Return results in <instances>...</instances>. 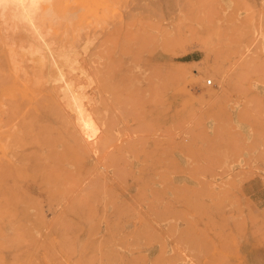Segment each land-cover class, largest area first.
<instances>
[{"label":"rangeland","instance_id":"1","mask_svg":"<svg viewBox=\"0 0 264 264\" xmlns=\"http://www.w3.org/2000/svg\"><path fill=\"white\" fill-rule=\"evenodd\" d=\"M37 11L0 17V264H264V0Z\"/></svg>","mask_w":264,"mask_h":264},{"label":"bare ground","instance_id":"2","mask_svg":"<svg viewBox=\"0 0 264 264\" xmlns=\"http://www.w3.org/2000/svg\"><path fill=\"white\" fill-rule=\"evenodd\" d=\"M41 0H0V17L3 19V22L4 23H7V21H11L13 24H14V22L15 23H20V25H22L21 23H23V25H29V27H30V29L32 30V31H36V32H38V35L40 34V32H41V28L43 27V26H45L46 24H48V25H53V24H55V23H58V21L59 20H65V22L67 23H69V21H70V17L69 16H66L65 14H63V16H50V15H46V14H39V13H37L38 11H37V8H38V4H39V2H40ZM45 13V12H44ZM72 14V13H71ZM232 17V16H231ZM75 18V17H74ZM76 19V18H75ZM102 20V19H101ZM76 21V20H75ZM103 21V20H102ZM121 22V21H120ZM60 23V22H59ZM1 24V23H0ZM3 24V23H2ZM15 25V24H14ZM63 25V24H62ZM15 27V26H14ZM62 27V26H61ZM9 28V27H8ZM3 29V28H2ZM15 29V28H14ZM45 30V29H44ZM47 30H49V29H47ZM47 32V31H46ZM109 32V31H108ZM64 33V32H63ZM73 33V32H72ZM18 34V33H17ZM109 34H111V33H109ZM119 34V33H118ZM27 35H28V33H27ZM62 35V34H61ZM105 35V34H104ZM63 36V35H62ZM67 36V35H66ZM111 37L113 36V35H110ZM109 36V37H110ZM40 38V37H39ZM43 39V38H42ZM53 39V38H52ZM8 40V39H7ZM6 40V41H7ZM41 40V39H40ZM50 40V39H49ZM22 41V40H21ZM37 41V40H36ZM44 41H46V40H44ZM91 41V40H90ZM9 42H11L12 43V41H9ZM43 42V41H42ZM56 42V41H55ZM110 42V41H109ZM24 43V42H23ZM40 44V43H39ZM44 44V43H43ZM45 44H46V42H45ZM57 44V43H56ZM55 44V45H56ZM86 44V43H85ZM111 44V43H110ZM33 45H35V44H33ZM32 45V46H33ZM54 45V46H55ZM92 45V44H91ZM7 46V45H6ZM45 46V45H44ZM44 46H43V48H44ZM49 46V45H48ZM84 46V45H83ZM82 46V47H83ZM87 47H88V45H86ZM85 46V47H86ZM90 46V45H89ZM100 46V45H99ZM46 47V46H45ZM51 47V46H50ZM56 47V46H55ZM8 48V47H7ZM13 48V47H12ZM57 48V47H56ZM91 48V47H90ZM95 48H97L96 46H95ZM34 49H36V48H34ZM87 49V48H86ZM20 50V49H19ZM45 50V49H44ZM57 50V49H56ZM60 50V49H59ZM28 51V50H27ZM61 51V50H60ZM67 51V50H66ZM70 51H73V50H70ZM88 51V50H87ZM8 52V51H7ZM49 52V51H48ZM85 52V51H84ZM28 53V52H27ZM32 53V52H31ZM46 53V52H45ZM69 53V52H68ZM91 53V52H90ZM6 54V53H5ZM59 54V53H58ZM71 54V53H70ZM35 55H37V54H35ZM64 55H65V53H64ZM74 55V54H73ZM87 55V54H86ZM103 55V54H102ZM37 56H39V55H37ZM95 55H94V53H92L91 55H89L88 56V58L87 59H89V60H91L92 59V57H94ZM12 57V56H11ZM14 57V56H13ZM13 57H12V60H13V62H15L14 61V59H13ZM34 60H35V58H33ZM43 59L44 58H39V60H38V62L41 64V66H45V61H43ZM86 59V60H87ZM5 60V59H4ZM48 60V59H47ZM69 60V58H68V56H66L65 55V61H63V62H65V64L67 63V61ZM29 61V60H28ZM31 61V60H30ZM36 61V60H35ZM94 61V60H93ZM56 62H58V61H56ZM27 63V62H26ZM25 63V64H26ZM49 64H47V66H49L51 69H52V71H54L53 69V67H55V65H56V63L52 60V61H50V62H48ZM216 63V62H215ZM16 64H17V62H16ZM22 64V63H21ZM35 64H36V62H35ZM58 64V63H57ZM37 65V64H36ZM70 65V64H69ZM68 65V66H69ZM61 65H59L58 67H60ZM67 66V65H66ZM67 66V67H68ZM213 66V65H212ZM21 67V66H20ZM216 67H218V66H216ZM47 68V67H46ZM62 68H64V67H62ZM222 68V67H221ZM223 68H225V67H223ZM264 68V67H263ZM59 69V68H58ZM214 69H216V68H214ZM255 69V68H254ZM6 70V69H5ZM21 70H22V68H21ZM63 71H64V69H62ZM62 70H60L59 69V72L57 73V76H56V78L58 79V78H63V72H62ZM66 70H68V69H66ZM219 70V69H218ZM225 70H226V68H225ZM57 71V70H56ZM69 71H71V70H69ZM68 71V72H69ZM217 71V70H216ZM216 71H215V73H216ZM251 72H252V69L250 70ZM254 71V70H253ZM261 71V70H260ZM67 72V73H68ZM78 72V71H77ZM221 72V71H220ZM224 72V71H223ZM241 72V71H240ZM71 73V72H70ZM69 73V74H70ZM219 73V72H218ZM222 73V72H221ZM228 73V72H227ZM239 73V72H238ZM241 73H243V71L241 72ZM223 74V73H222ZM240 74V73H239ZM45 75V74H44ZM221 75V74H220ZM228 75V74H227ZM23 76V75H22ZM48 76V75H47ZM66 76H68V74L66 75ZM77 76H78V74H77ZM235 76V75H234ZM35 77H36V74H35ZM34 77V78H35ZM69 77V76H68ZM218 77V76H217ZM38 78V77H37ZM40 78V77H39ZM44 78V77H43ZM70 79H68L67 77H66V79H64V84L63 85H61V88H62V91H63V93L61 92V94L63 95V98H66L67 100H68V105H69V108L71 107V108H73L75 111L74 112H76L77 114H82L83 112H85V110H87V109H89V116L91 117V119H93V109H92V107H87V106H85V105H83L82 104V99H81V97H82V94L80 95V93L76 90V88H75V86L72 84V80L71 79H75L76 77H69ZM78 78V77H77ZM76 78V79H77ZM80 78V77H79ZM226 78V77H225ZM230 78V77H229ZM229 78H228V80H229ZM235 78H237V76H235ZM48 79V78H47ZM57 79H55L54 78V80L53 81H55V80H57ZM60 79H58L57 81L59 82V84H60ZM221 79V78H220ZM241 79V78H240ZM38 80V79H37ZM52 80V79H51ZM80 80V79H79ZM217 80V79H216ZM53 81H51L52 83H54ZM62 81V80H61ZM77 81V80H76ZM82 81V80H81ZM233 81V80H232ZM48 82H49V79H48ZM50 82V83H51ZM57 82V83H58ZM255 82V81H254ZM261 82V81H260ZM55 83H56V81H55ZM61 83H63V82H61ZM226 83V82H225ZM230 83V82H229ZM232 83V82H231ZM47 84V83H46ZM58 84V85H59ZM228 84V83H227ZM234 84H235V82H234ZM77 85V84H76ZM232 85V84H231ZM236 85V84H235ZM234 85V87H236ZM49 86V85H48ZM78 86V85H77ZM60 88V87H59ZM58 88V89H59ZM57 89V90H58ZM81 89H82V87H81ZM238 89H239V87H238ZM56 90V91H57ZM222 90V89H221ZM49 91V90H48ZM54 92V93H56L57 94V92ZM215 91V90H214ZM83 92V91H82ZM84 92H85V90H84ZM216 92V91H215ZM226 92V91H225ZM51 93V92H50ZM209 94V93H208ZM211 94L213 95V93L211 92ZM218 94H219V92H218ZM224 94V93H223ZM59 96H60V94H58ZM57 95V96H58ZM215 95V94H214ZM55 97V96H54ZM85 97V96H84ZM214 97V96H213ZM217 97V96H216ZM216 97H215V99H216ZM219 97V96H218ZM243 98V97H242ZM56 99V98H55ZM214 99V98H213ZM84 100V99H83ZM235 100V99H234ZM59 101H60V99H59ZM230 101H231V99H230ZM238 101V100H237ZM241 103L243 102L242 100L240 101ZM60 103H62V102H60ZM64 103V102H63ZM66 103V104H67ZM58 104V103H57ZM243 104V103H242ZM231 105H232V103H231ZM244 106H245V104H243ZM90 106V105H89ZM50 107V106H49ZM66 107V106H65ZM231 107H233V106H231ZM234 108V107H233ZM248 108V107H247ZM232 109V108H231ZM244 109H246V107L244 108ZM66 110H67V107H66ZM71 111H72V109H70ZM250 111H252L251 109H250ZM56 114V113H55ZM249 115H250V113H248ZM48 115V114H47ZM52 115V114H51ZM54 115V114H53ZM88 115V114H87ZM57 116V115H56ZM61 116V115H60ZM242 116V115H241ZM75 117V116H74ZM52 118V117H51ZM53 118H54V116H53ZM52 118V119H53ZM73 118V117H72ZM56 119V118H55ZM54 121V120H53ZM56 122H57V120H55ZM59 121H60V119H59ZM61 122V121H60ZM66 123H67V121H66ZM68 125V124H67ZM73 125V124H72ZM80 125H82V126H88V122H84L83 124H80ZM58 126V125H57ZM62 127V126H61ZM75 127H76V125H75ZM73 128V127H72ZM62 130V129H61ZM63 131V130H62ZM66 131V130H65ZM74 132V131H73ZM60 133V132H59ZM68 137V136H67ZM70 139H72L71 137H69ZM55 139V138H54ZM61 139V138H60ZM81 143V142H80ZM80 149V148H79ZM67 151H69V150H67ZM77 154V153H76ZM75 154V155H76ZM68 155V154H67ZM74 155V156H75ZM65 157H67V156H65ZM69 157V156H68ZM67 157V158H68ZM122 190V189H121ZM10 196V195H9ZM8 195H4L3 196V201H0V219L1 218H4L7 214H9V212H12L13 211V207H14V204H13V199H10V197H9ZM83 196V195H82ZM17 203V202H16ZM177 248V247H176ZM180 252V251H179Z\"/></svg>","mask_w":264,"mask_h":264},{"label":"built area","instance_id":"3","mask_svg":"<svg viewBox=\"0 0 264 264\" xmlns=\"http://www.w3.org/2000/svg\"><path fill=\"white\" fill-rule=\"evenodd\" d=\"M208 84H211V82H208Z\"/></svg>","mask_w":264,"mask_h":264}]
</instances>
